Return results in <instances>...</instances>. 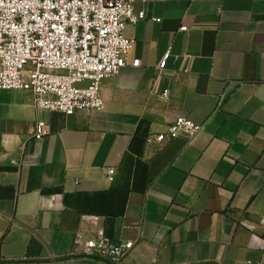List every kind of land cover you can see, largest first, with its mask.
<instances>
[{
    "label": "crops",
    "instance_id": "obj_1",
    "mask_svg": "<svg viewBox=\"0 0 264 264\" xmlns=\"http://www.w3.org/2000/svg\"><path fill=\"white\" fill-rule=\"evenodd\" d=\"M135 9L141 67L103 81L104 111L0 90V264H106L97 237L134 242L122 264H264V0ZM181 116L203 131L157 143Z\"/></svg>",
    "mask_w": 264,
    "mask_h": 264
},
{
    "label": "built area",
    "instance_id": "obj_2",
    "mask_svg": "<svg viewBox=\"0 0 264 264\" xmlns=\"http://www.w3.org/2000/svg\"><path fill=\"white\" fill-rule=\"evenodd\" d=\"M138 1L0 0V90L31 94L38 112L70 117L79 111H104L103 81L129 66L141 67L139 58L131 59L135 41L126 36L128 25L147 19L145 9H135ZM170 57L167 51L159 71L167 68ZM203 129L181 116L155 141L186 135L191 143ZM43 137L38 127L35 138ZM116 171L107 170L109 181H114ZM134 246L97 237L85 243L83 253L106 264H122Z\"/></svg>",
    "mask_w": 264,
    "mask_h": 264
}]
</instances>
